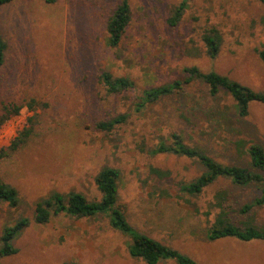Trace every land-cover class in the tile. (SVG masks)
<instances>
[{"label": "rangeland", "instance_id": "rangeland-1", "mask_svg": "<svg viewBox=\"0 0 264 264\" xmlns=\"http://www.w3.org/2000/svg\"><path fill=\"white\" fill-rule=\"evenodd\" d=\"M122 1L129 5L130 22L120 44L110 48L106 21ZM211 30L221 39L213 59L202 41ZM0 36L6 43L0 104L25 105L0 128V150L31 128L26 142L0 160V182L13 187L18 198L14 208L0 202V236L7 226L29 220L12 242L17 254L0 258V264H145L128 255L129 239L112 230L106 217L58 214L45 225L33 222L35 205L53 192L76 191L99 201L95 177L104 167L118 171L117 205L136 231L197 264H264V240L205 236L219 214L211 209L219 191L230 193L222 212L229 223L264 228V206H251L262 195L259 187L234 190L219 179L200 195L183 194L180 185L200 177L204 168L183 156L153 153L177 134L218 163L250 169L246 144L264 148V104L249 103L248 116L241 118L226 92L212 97L204 83L192 80L181 91L136 108L145 90L184 81L190 67L264 94V63L258 57L264 50V4L14 0L0 10ZM104 71L127 77L133 88L109 94L99 78ZM31 99L37 102L32 111ZM119 115L126 121L112 132L96 129L98 122ZM151 168L165 176L152 175ZM163 189L170 197H157ZM245 205L250 209L240 212Z\"/></svg>", "mask_w": 264, "mask_h": 264}, {"label": "trees", "instance_id": "trees-1", "mask_svg": "<svg viewBox=\"0 0 264 264\" xmlns=\"http://www.w3.org/2000/svg\"><path fill=\"white\" fill-rule=\"evenodd\" d=\"M14 0H0V10L12 3ZM264 4V0H259ZM47 4H52L55 0H44ZM185 3H182L184 5ZM179 13H177L178 15ZM176 17V14H175ZM130 22V8L126 1H122L112 12L106 21V45L110 48H116L125 33ZM172 22V21H170ZM206 48V54L209 58H215L219 53L221 39L215 30L209 31L202 38ZM6 43L0 36V70L5 63ZM258 57L264 63V50L259 51ZM187 75L184 81H173L166 85L153 87L142 93L141 101L136 108H143L146 104H154L163 97L173 95L181 91L183 85L192 80H198L204 83L208 89V94L215 97L221 90L226 92L236 104L237 115L241 118L248 116V105L251 102L264 104V94H259L250 89L241 86L232 81L227 76L219 75L215 72L203 73L196 67L185 68ZM102 85L111 95H117L133 88V82L127 77H113L107 71L99 76ZM37 105L34 99L27 103V108L32 111ZM25 105L14 103L0 104V128L12 116L19 114L21 108ZM126 116L119 115L108 121L98 122L96 129L102 132L110 133L117 126L125 123ZM31 129V128H30ZM30 129H24L18 136L10 142L7 148L0 150V160L8 158L22 146L31 133ZM171 144L158 146L153 153H170L177 156H183L188 159L196 160L203 168L204 173L190 183L180 185V191L190 196L200 195L207 187L219 179L228 180L234 190L247 187L251 184L259 187L261 197L255 198L251 206H264V177L259 173H264V148L255 142H249L245 150L249 157V168L225 165L216 162L205 152L188 147L180 136L172 134L170 136ZM243 142V141H241ZM255 169L258 173L251 171ZM150 173L158 178L165 176L162 171L151 168ZM119 173L116 169L104 167L95 177V185L101 198L99 201H88L86 197L76 191H69L65 194L53 192L43 200L39 201L34 207L33 222L37 225L47 224L51 217L58 214H64L75 219H88L95 216L106 217L109 227L129 239L127 244V253L131 258L140 259L145 264H159L163 261H173L175 264H197L191 258L180 254L175 249L164 245L163 243L149 237L146 234L136 231L128 222L125 212L117 205L118 190L117 179ZM231 192V191H230ZM150 195H155V192ZM230 193L219 191L213 198L211 209L218 210V217L210 229L206 232L207 240L213 241L221 238H235L239 241L249 242L252 240H264V228L259 229L251 226L238 227L227 220L226 213L222 217V212L226 210L227 198ZM159 198L170 197L166 190H159ZM0 202L7 203L9 207L14 208L18 205L17 191L4 183L0 182ZM225 204V205H224ZM251 206L245 205L240 212L245 213ZM226 207V208H225ZM29 220L22 219L17 223L7 226L3 229L0 236V258L9 257L17 254L18 249L12 245L13 240L18 234L28 227ZM74 264V263H65Z\"/></svg>", "mask_w": 264, "mask_h": 264}]
</instances>
